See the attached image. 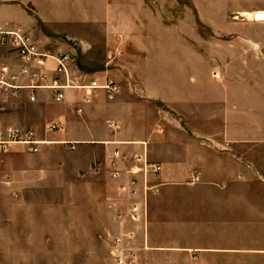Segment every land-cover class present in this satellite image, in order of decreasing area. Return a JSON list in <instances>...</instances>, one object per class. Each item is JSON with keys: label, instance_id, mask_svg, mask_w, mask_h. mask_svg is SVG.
Returning a JSON list of instances; mask_svg holds the SVG:
<instances>
[{"label": "crops", "instance_id": "0c3cea01", "mask_svg": "<svg viewBox=\"0 0 264 264\" xmlns=\"http://www.w3.org/2000/svg\"><path fill=\"white\" fill-rule=\"evenodd\" d=\"M181 2L0 0L2 31L20 30L44 49L61 45L81 72L101 82L111 78L121 88L114 101L100 91L86 105L79 90H67L64 101L49 89H26L19 97L0 90V104H13L26 117L19 125L15 111L1 108L0 121L13 124L2 122L0 130H32L41 144L39 153L23 145L0 151V215L9 218L0 219V239L46 240L52 206L13 194H45L52 184L60 196L55 224L74 238L73 227L93 223L94 203L62 196L84 194L96 182L106 194L100 215L106 208V223L137 227L133 234H140L144 252H264L238 248L239 241L255 239L256 217L264 219V201L255 200L264 153L257 160L253 152L264 147V23L251 21L264 12V0ZM179 5L187 19L166 21ZM191 18L196 29L200 23L213 35L205 39L197 29L198 40H191ZM118 40L127 50L120 69L106 68L116 61L109 59ZM96 57L101 71L92 68ZM25 66L0 36V75L9 67L17 84L29 86ZM28 67L46 75L45 84L58 77L52 60ZM115 71L117 80L110 77ZM134 206L139 225L130 220ZM41 256L46 252H0V262L34 264L38 257L41 264Z\"/></svg>", "mask_w": 264, "mask_h": 264}, {"label": "rangeland", "instance_id": "374dc122", "mask_svg": "<svg viewBox=\"0 0 264 264\" xmlns=\"http://www.w3.org/2000/svg\"><path fill=\"white\" fill-rule=\"evenodd\" d=\"M181 3L186 2L187 0H180ZM160 6V5H159ZM179 10L176 9L174 17L172 15H164V19L169 23L178 24L180 17L183 19H187L186 13L183 12L182 6L179 5ZM173 19V20H171ZM192 19V18H191ZM191 27L196 24L191 21ZM195 28V26H194ZM198 32L205 39H209L213 34L205 28V26L200 23L197 24ZM196 28L193 30L191 40H198V34ZM176 39H178V35H176ZM72 46L75 48L77 46ZM118 46V47H117ZM116 51L118 54L113 55L109 62H114L113 66H107L106 68H111L116 70L119 68L118 63L119 60L124 58L126 48L124 46V41L118 40L116 44ZM77 53L79 52L78 48L76 49ZM108 56H106L107 59ZM95 59V58H94ZM82 58L78 53V64L82 66ZM96 65L92 68L94 71H101L104 68V65H101V60L96 57ZM100 61V62H99ZM116 64V65H115ZM83 67V66H82ZM120 69V68H119ZM119 73L117 71L110 74V77L116 78ZM132 82L126 81L127 87H135L136 82L131 85ZM13 104L10 103H2L0 104V114L1 108H5L6 112H13V121L15 123L25 122L26 117L25 114L20 109H16L13 107ZM19 110V111H18ZM20 113H18V112ZM25 111V110H23ZM12 114V113H11ZM10 114V115H11ZM27 114V113H26ZM29 114V113H28ZM27 114V115H28ZM2 118V117H0ZM3 126H7V124H13L11 122H7L6 120L0 121V124ZM17 123V124H19ZM20 125V124H19ZM0 127L5 128V127ZM40 152V151H39ZM38 152V153H39ZM254 155L257 160L261 158V154L264 153V147L258 146L254 150ZM4 152H0L2 154ZM260 162V161H259ZM1 165V163H0ZM53 178V177H52ZM264 181L260 180L256 185L255 190V200L256 201H264ZM70 187V186H68ZM104 186L101 184H97L94 182L89 190L86 193H72L71 191L64 194L62 196L63 200L68 201H79V198L82 197L81 200L91 201L93 202L94 209L91 211L94 214L92 221L93 223L88 225H80L79 227H73L72 229L76 230L77 235L74 238H71L69 235L61 234L59 232L58 226L55 224L56 215L55 210L53 209V205L55 201L60 200V196L55 194L54 192V184L48 185L46 193H41L39 195L38 192H28L25 196L23 194H13L14 198L17 200L26 199L29 202H38L41 200H46L47 204L52 206L47 208V238L45 241L40 240H32V241H19V240H9L7 238H12L16 235H1L6 239H0V252H46V256L44 259L40 258L41 264L44 260V264H116V251L114 248L116 246H120L123 249H131L136 252L140 259V264H264V252H144L141 249V244L143 240H141L140 234H133V232H137L136 228L129 224L112 225L106 223V208L104 209L105 214L100 215L101 211L98 210L101 203L106 207V195L104 194ZM260 218L255 219L253 228V233L250 235L255 238L251 241H239L238 248L247 249L254 248L258 250L264 249V219H262V215H259ZM6 215H0V219L9 220ZM139 225V224H138ZM251 227V226H250ZM71 227H69L70 229ZM79 229V232L78 230ZM122 230V231H121ZM111 233V235H107ZM142 230H140V233ZM123 234V236L120 235ZM126 234V235H125ZM115 236H121L119 242H117V238H113ZM141 249V250H140ZM3 262L0 264H6V258L3 257ZM37 263L38 257L33 258ZM38 264V263H37Z\"/></svg>", "mask_w": 264, "mask_h": 264}, {"label": "built area", "instance_id": "2783aa9c", "mask_svg": "<svg viewBox=\"0 0 264 264\" xmlns=\"http://www.w3.org/2000/svg\"><path fill=\"white\" fill-rule=\"evenodd\" d=\"M251 21L255 23H264V12H255L251 17ZM0 36L3 45L11 44L17 56L26 64L21 74L30 77V85L23 86L17 84L18 76L11 72L9 67H3L0 75V90L6 96L19 97L21 92L26 89L38 90L49 89L54 92L57 101L65 100V92L67 90H79L83 92V105L91 104L96 95L100 91H104L108 100H116L121 88L119 84L111 79L106 78L104 82L94 79L88 73L81 72L79 68L74 66L75 60L69 51L61 45L48 46L41 48L37 43L33 42L29 36L20 30L7 32L0 29ZM119 52H116L118 54ZM52 60L56 63L57 78L51 84H45L46 75H39L32 72L28 66L38 63L45 64ZM36 97L31 96V101H35ZM76 113L82 115L84 110L79 107ZM56 125L54 128H57ZM111 129L115 127L109 126ZM12 145H23L30 153H38L40 151V142L36 140L35 133L32 130H22L19 128H7L0 130V151H8ZM155 172L159 173L161 166H152ZM130 220L134 224L140 223L138 209L134 206ZM119 242L120 239H116ZM116 251V264H140V259L134 250L123 249L120 246L114 248Z\"/></svg>", "mask_w": 264, "mask_h": 264}]
</instances>
